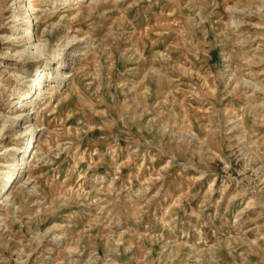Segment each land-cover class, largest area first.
Returning <instances> with one entry per match:
<instances>
[{"label":"rangeland","instance_id":"rangeland-1","mask_svg":"<svg viewBox=\"0 0 264 264\" xmlns=\"http://www.w3.org/2000/svg\"><path fill=\"white\" fill-rule=\"evenodd\" d=\"M27 2L0 0V195L15 176L0 264H264V0ZM136 27L163 77H181L148 115L159 155L94 162L77 96ZM193 32L214 50L207 84L202 58L172 59Z\"/></svg>","mask_w":264,"mask_h":264},{"label":"crops","instance_id":"crops-1","mask_svg":"<svg viewBox=\"0 0 264 264\" xmlns=\"http://www.w3.org/2000/svg\"><path fill=\"white\" fill-rule=\"evenodd\" d=\"M125 28L130 31V27ZM147 30V27L132 28V33L137 35L131 43L129 40L130 44L122 49L118 46L111 48L113 53L108 56L111 61L99 72L102 75L100 80H88L84 91L78 93V103L83 97L91 99L84 102V107L78 104V112L84 116V120L79 121L76 127L80 131V147L93 150L88 155L91 161L102 162L105 148L121 150L124 146L132 148L137 154L139 159L133 162L154 160L159 155L152 146L158 142V129L150 122L148 115L159 112L158 99L161 96L169 99L173 95V89H169L165 83H173L174 87L177 78L180 80L181 77L176 76L177 72L173 70L167 73L165 79L152 64L156 55L151 49ZM196 34L193 32L184 36V42L180 40L182 47L175 49L177 56L172 59L175 63L181 61L185 64L181 65L186 67L192 63L199 64L193 58H202L203 78L207 84L208 72L215 60L214 50L208 44V34L203 36L204 44L199 43Z\"/></svg>","mask_w":264,"mask_h":264},{"label":"bare ground","instance_id":"bare-ground-1","mask_svg":"<svg viewBox=\"0 0 264 264\" xmlns=\"http://www.w3.org/2000/svg\"><path fill=\"white\" fill-rule=\"evenodd\" d=\"M30 0H28V2H29ZM27 2V5L29 6V4L30 3H28ZM70 2H71V0H70ZM27 34V33H26ZM33 35L34 33L32 32V31H29L28 32V35L30 36V35ZM35 46H38V45H35ZM34 46V47H35ZM38 48V47H37ZM34 50V49H33ZM62 65V64H61ZM69 65V64H68ZM68 65H63L61 68L62 69H66V68H68ZM61 69V70H62ZM62 76V78L63 79H65V78H68L69 77V74H67V73H65V74H62L61 75ZM60 77V76H59ZM50 84H51V82H50ZM36 90H37V92H36V97H38V96H43L46 92H45V89H44V86L43 85H38V88H36ZM35 94V93H34ZM17 115V114H16ZM5 118V117H4ZM6 119V118H5ZM27 117H25V116H22V115H18L16 118H15V120H16V125H19L22 129H27V128H29V127H27V125L25 124L26 122H27ZM32 128V127H31ZM30 128V129H31ZM32 130V129H31ZM39 129H37V131H38ZM26 147H29V146H27V144H26ZM34 147H33V145L31 144V149L28 151V152H25L22 156H21V158H20V161H23L24 159H27L28 157H29V154H30V151L33 149ZM32 152H33V150H32ZM16 174H17V172H16ZM18 177H19V175H18ZM15 179V176L14 177H12V176H10V178L8 179V181L6 182V184H5V186L6 187H4L5 189H3L4 191H3V193L0 195V202H3L4 200H6V199H8V193H7V190H9V188H10V186L13 184V181H15L14 180ZM9 182V187L7 186V183ZM12 186H14V184L12 185ZM7 189V190H6Z\"/></svg>","mask_w":264,"mask_h":264}]
</instances>
